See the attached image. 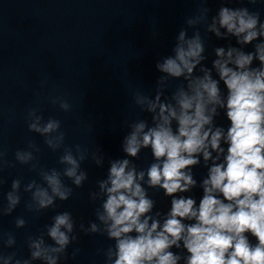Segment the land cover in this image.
I'll list each match as a JSON object with an SVG mask.
<instances>
[{
	"label": "clouds",
	"instance_id": "9594fccd",
	"mask_svg": "<svg viewBox=\"0 0 264 264\" xmlns=\"http://www.w3.org/2000/svg\"><path fill=\"white\" fill-rule=\"evenodd\" d=\"M220 2L214 15L201 7L185 17L171 54L155 63L154 88L131 93L139 115L123 122L128 130L123 156L107 160L106 175L89 193L90 202L98 204L95 220L77 225L70 211L57 212L27 237V258L4 251L15 248L17 240L12 232L0 233V264H60L80 233L113 242L98 250L104 264H264V19L259 9ZM207 34L227 42L213 48L210 66ZM173 81H179L174 88ZM51 103L72 111L66 99ZM221 114L227 127L217 123ZM26 121L48 149L62 150L61 168L42 167L41 148L32 141L15 152V162L0 151V185L6 183L4 170L16 163L39 177L11 181L0 217L11 216L25 193L30 198L24 207L33 215L56 208L88 180L86 160L102 169L107 158L100 148L66 147L62 122L45 119L39 108L30 109ZM145 150L152 162L139 168L134 161ZM199 167L207 171L198 180L193 170ZM196 188L202 192L199 200L186 195ZM150 189L171 198L167 212L157 209ZM26 224L23 215L15 218L17 229Z\"/></svg>",
	"mask_w": 264,
	"mask_h": 264
}]
</instances>
